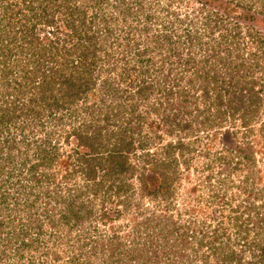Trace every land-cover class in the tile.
Listing matches in <instances>:
<instances>
[{
    "label": "trees",
    "instance_id": "16d2710c",
    "mask_svg": "<svg viewBox=\"0 0 264 264\" xmlns=\"http://www.w3.org/2000/svg\"><path fill=\"white\" fill-rule=\"evenodd\" d=\"M160 4L0 0V264L23 248L42 264H264V178L245 176L238 194L211 190L200 206L189 177L194 157L215 156L201 147L207 131H222L237 164L255 167L253 142L237 139L248 142L255 122L264 135V0ZM162 131L175 139L161 146L165 156L149 154ZM180 165L196 201L174 217L162 202ZM137 169L140 200L127 181ZM14 218L20 233H4ZM31 221L41 232L25 240Z\"/></svg>",
    "mask_w": 264,
    "mask_h": 264
},
{
    "label": "rangeland",
    "instance_id": "374dc122",
    "mask_svg": "<svg viewBox=\"0 0 264 264\" xmlns=\"http://www.w3.org/2000/svg\"><path fill=\"white\" fill-rule=\"evenodd\" d=\"M153 1H154V3H156V0H153ZM166 2H167V0H161V4L165 5ZM183 3H181L182 5H181L180 9L177 10L178 11L177 15H180L182 12H186L184 9V8H186L185 7L186 3L184 1H183ZM161 4H160V7H161ZM155 9H156V7L153 5L152 12H154ZM157 10L159 11V9H157ZM197 12H198V9H196V8H195V10H192V9L189 10L188 11L189 20L198 17L199 13H197ZM159 16H160L158 19L159 22H163L160 20L164 19V14L159 15ZM169 19H171V18L169 17ZM182 26L185 27V24H183ZM155 28H157V27L155 26ZM224 33H226V32H224ZM227 33H229V31H227ZM232 34H234V33H232ZM238 41L241 42V38H238ZM245 44H248V46H246L247 48H251V46H252L250 44L249 40H246L243 38L241 48L245 47ZM226 47L227 46H224L223 48H226ZM259 75L264 76V70L260 71ZM96 91H98V89ZM92 102H94V101H90V103H92ZM90 103H88V104L90 105ZM83 105H84V102H79V103L75 104V106L72 105L71 108H69L70 112L74 109H77V108L80 109L81 108L80 106H83ZM140 110L143 112L142 106L138 109V112H140ZM78 111H80V110H78ZM70 112H68V113H70ZM149 116L151 117L152 115H149ZM56 123H58V122L52 121V125H55ZM80 123H81V121H77L76 125L78 126ZM219 124H220V126H225V125H228L229 122L220 123V121H219ZM236 124H238V122ZM256 124H257V122H255V124H254V127L256 129V133L254 136L249 138L248 142H243V141H245L244 139H237V140H239V143L242 144V147H247L248 143L253 142V146L255 147V161H256L255 167H253L254 165H251L252 162L247 160L245 157H243V161L241 163L237 164L238 158L236 157V155L230 154L228 152L229 150L226 151L224 149L226 146H223L224 138L222 139V137H221L222 131H216V132L207 131L209 133L208 139L205 138V135H202L201 133H200L201 135L199 134L200 135V141H201V147H203L207 151L209 150V153L215 154V156L211 155L210 158L205 159L198 154V156L196 158L194 157L192 160V164H193L192 169H191L192 174H189V177L192 180V182H194L197 186H199L197 189V192L195 194L197 196V200L199 197H201L203 199L208 197L212 193L211 190H213V193H214L215 189L220 190L219 191V195H220L221 191L225 192L222 190V189H225V185H226V188H228L227 191L228 190L234 191L235 194H238L239 192L242 193V191H244V189H243L244 183L242 182V180H244L245 176H248L250 179L256 180V181H259V179H260L259 176H262L264 178V135H261V133L258 131L259 126H257ZM46 127H47V130H49L51 128V126H49V125H46ZM63 128H64V130L68 129V127L64 123H63ZM196 128H199V126H196ZM45 131H46V129H45ZM34 132H35L34 129H26L24 131V134H28V135L30 134V136H32L31 133H34ZM14 133H18V131H14ZM147 133H148V127L143 130L142 135H145ZM39 134L41 136H43V133H39ZM160 134L164 135L163 136V142L160 144H157V142L151 143L149 141L148 153L163 157L165 155L163 154L161 146L164 143H167L170 141L172 142L173 139H175V137H172V136L168 135L167 133H163V131L160 132ZM60 135L61 136H59V139H61V140H60V143L57 144V146H59L58 148L61 149V151H63L64 149H66V143H64V140H63L64 139V133H62V134L60 133ZM5 138H6L5 135L0 136V139H5ZM57 138H58V135H57ZM142 139L143 138L138 137V140H136L133 145L135 147H139L141 144H144L141 142ZM196 145L198 148L200 144L196 143ZM208 148H211V149H208ZM222 148H223V150L221 151ZM199 151H200V149H199ZM232 153H235V152H232ZM137 154L139 155V154H141V152H138ZM177 156L179 157V155L176 153L175 157H177ZM134 159L135 158H133V157H132V159H130V162L132 164L137 163V161ZM195 165H196L197 169L195 168ZM222 165H225L227 167L226 171H223ZM207 166H209V169H207ZM184 169H185L184 166H182V165L179 166L178 177H180L181 180L178 183L173 182L170 185L173 192H175L174 195L170 198V201L162 202L165 204L169 203L170 205H173V208L170 211H166V212H168L167 214L173 215L174 217L177 216V214H179V212H183L185 209L187 210V208L191 209L190 206H193V204H194L193 202L196 201V196L192 199V195L188 194V192L186 190V188L188 187L187 186L188 184L184 180V175H182ZM195 170H197V171L195 172ZM227 171H230L232 173L227 175ZM139 172H140L139 169H137V172L134 170L132 172V174H134V175H132L133 177L127 179V181H129L131 184H133L131 192L135 191V189H136V196H135L136 200H140V198H139V195H140L139 192L140 191L137 192V190L139 189V184H140L139 178H138ZM193 175L197 179V181L194 179ZM174 176H177V173H175ZM209 176H211V177H209ZM206 181H208V182H206ZM250 182H251V180H250ZM207 187H209V188H207ZM212 187H214V188H212ZM9 192L11 194V197H10V201H11V199L12 200L14 199V196H13L14 192L11 189ZM228 192H230V191H228ZM228 192H226V194H228ZM221 195H223V193H221ZM220 202L223 204L222 199L220 200ZM143 203L146 205L145 207H149L151 211L153 210L157 213L160 211V210L156 209L149 202V200H147L146 198H145V200H143ZM204 203H205V199L202 201L200 206H202ZM219 205H220V203H218V204L215 203L207 211V213H210V214L212 212L213 220H214V218L215 219L217 218L216 215H214V211H216L218 213V208H219L218 206ZM163 208L164 209L166 208L165 205L160 204L159 209H163ZM1 216L2 215H0V217ZM13 217H15V216L13 215ZM199 217H200V215H199ZM128 219L132 220L133 218H128ZM13 220H14L13 221V227L11 225V227H9V229H7L4 233H9V234H14L17 232L20 233L21 228H20L19 219L14 218ZM31 220H33V219H31ZM124 220H127V219H124ZM124 220L122 219L120 222H116L115 223L116 226H118V225L120 226L122 224H125ZM34 223H35L34 221H31V222H29V224H27L28 225V228H27L28 237L25 240H29L30 237L35 239L37 237L36 235L41 232V230H38L35 227ZM47 226H49V225L43 226V230H46ZM0 236L5 237L2 234H0ZM14 244H16V243H13L12 245H14ZM17 244H18V242H17ZM8 251L10 252L9 253V255H10L9 259L12 260L14 262V264H42V260L37 259L38 255H34L30 251H28L24 248L22 250L20 249V253H19L18 249H13L12 251H10V250H8ZM61 253L65 254L66 252L61 251ZM44 260H45V258H44Z\"/></svg>",
    "mask_w": 264,
    "mask_h": 264
}]
</instances>
